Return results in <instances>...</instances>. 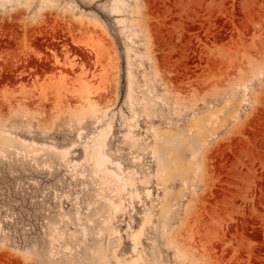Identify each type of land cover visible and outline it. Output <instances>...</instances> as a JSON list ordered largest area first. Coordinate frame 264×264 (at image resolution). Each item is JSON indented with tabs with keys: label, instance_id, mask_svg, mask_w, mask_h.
<instances>
[{
	"label": "rangeland",
	"instance_id": "1",
	"mask_svg": "<svg viewBox=\"0 0 264 264\" xmlns=\"http://www.w3.org/2000/svg\"><path fill=\"white\" fill-rule=\"evenodd\" d=\"M0 264H264V0H0Z\"/></svg>",
	"mask_w": 264,
	"mask_h": 264
},
{
	"label": "bare ground",
	"instance_id": "2",
	"mask_svg": "<svg viewBox=\"0 0 264 264\" xmlns=\"http://www.w3.org/2000/svg\"><path fill=\"white\" fill-rule=\"evenodd\" d=\"M197 120L194 122L195 125H197ZM107 169V168H106ZM109 172H111V170L107 169Z\"/></svg>",
	"mask_w": 264,
	"mask_h": 264
}]
</instances>
